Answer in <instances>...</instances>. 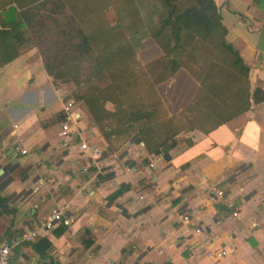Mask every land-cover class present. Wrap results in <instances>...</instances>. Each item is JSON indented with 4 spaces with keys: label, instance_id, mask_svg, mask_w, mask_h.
I'll return each mask as SVG.
<instances>
[{
    "label": "crops",
    "instance_id": "crops-1",
    "mask_svg": "<svg viewBox=\"0 0 264 264\" xmlns=\"http://www.w3.org/2000/svg\"><path fill=\"white\" fill-rule=\"evenodd\" d=\"M213 1L225 41L249 67L248 91L264 90V0ZM8 7L19 12L16 0H0V28ZM141 44L142 55L160 54L154 41ZM180 72L152 91L166 117L195 97L196 82ZM67 85L48 75L36 48L0 67V246H14L10 264H214L202 251L208 241L224 248L222 264H264V102L205 132L154 120L155 144L168 143L157 154L136 134L113 148L83 104L81 137L100 151L93 166L77 141L65 148L59 136ZM56 208L72 225L42 229ZM27 230L39 236L21 242Z\"/></svg>",
    "mask_w": 264,
    "mask_h": 264
},
{
    "label": "trees",
    "instance_id": "trees-1",
    "mask_svg": "<svg viewBox=\"0 0 264 264\" xmlns=\"http://www.w3.org/2000/svg\"><path fill=\"white\" fill-rule=\"evenodd\" d=\"M16 1L19 12L13 7H8L4 11L6 19L2 21L0 28V67L13 62L24 51L36 48L48 75L54 81L73 84L75 88L71 94L66 95V100L86 105L93 125L98 128L106 141L136 134L145 143L147 151L156 154L159 153L160 147L164 148L168 145L166 139L156 144L154 142L157 134L154 131L155 127L150 125V122L155 120L154 109L142 110L135 106L125 108L117 100L113 90L105 91L111 89L107 78V67L111 61L108 57L118 58L124 51V46L112 49L109 45L106 47L108 51L101 54L103 58H95L91 55V43L97 35L87 34L62 0H30L26 5ZM151 1L158 10V27L151 37L161 49L164 43L170 40L172 42L164 55L181 53L189 47V44L197 41L214 43V46L232 58L229 63L232 69V73L228 76L230 81L244 82L240 90L230 93V97H225L221 91H218L222 90L220 85H216L217 90L211 91L215 96L212 102L220 100L226 104L224 103L223 108H217L210 101L214 107L206 105L207 110H200L195 118L201 123L196 126L204 132L212 130L233 117L245 113L251 105L264 102V90L256 87L248 91L246 76L249 67L225 41L227 31L213 0ZM178 55L180 54L177 53ZM179 58L175 56L168 59L170 64L167 77L183 69ZM161 81L162 79H159L158 82ZM194 81L197 88L195 97L187 108L189 112L196 111L197 107L206 101L201 93L203 82H199L196 78ZM107 103H112L114 109H107ZM188 123L189 127L195 125L192 119ZM122 191L120 190L119 193Z\"/></svg>",
    "mask_w": 264,
    "mask_h": 264
},
{
    "label": "rangeland",
    "instance_id": "rangeland-1",
    "mask_svg": "<svg viewBox=\"0 0 264 264\" xmlns=\"http://www.w3.org/2000/svg\"><path fill=\"white\" fill-rule=\"evenodd\" d=\"M62 1L71 15L75 16L77 22L84 27L87 34L97 35L94 42L91 43L92 56L103 58L101 54L106 51V47L109 45L112 49L124 46V51L119 54L118 58L108 57L111 58V61L107 67V78H109V87L111 89H106L105 91L113 90V93L117 95V100L125 108L135 106L142 110L154 109L156 111V123L162 124L170 120L171 125L178 129L182 128V126L189 127L190 124L188 122L192 119L195 125H199L201 122L196 119V116L199 115L200 110H207V108L205 109L206 105L212 107L215 105L217 108H223L224 106L225 102H220V100L212 102L215 96L211 91H214L213 89L217 90L215 88L216 85H220L222 90L218 91H221L225 97H230L231 92L240 90L243 86V81H230L228 76L232 73V69L229 63L232 58H229V55L211 42L201 43L197 41L189 44V47H186L181 53L176 52L164 55L165 51H168L172 45L170 40L164 43L162 49L159 47L160 54L147 53V51V54L142 55L139 53L142 49L141 41L146 43L154 41L151 34L158 27V15L155 12L154 3L149 4L145 0ZM139 10H143L146 15L140 14ZM177 53L180 55L177 56ZM175 56L180 57L179 62L183 68V72L178 75L181 76V74L185 73L191 78L198 79L199 82L202 81L201 93L203 98H206V101L200 104L201 106H198L196 111L189 112L185 110L172 117H166V112L162 111L160 100L152 91L167 90L163 82L168 79L167 74L169 73L170 64L168 59ZM126 62L128 63L126 64ZM159 79H162V81L158 82ZM177 81L178 84L176 86H180L183 83L180 77ZM67 84L65 91L66 95H69L75 87L70 82ZM159 85L163 86L157 88ZM82 105L83 103H77V107ZM106 107L109 110L114 109L112 103H107ZM154 125L156 124L154 123ZM157 128L159 127H156L154 131H157ZM111 140L114 142L112 144L113 148L121 146L119 144L120 140L116 138H111Z\"/></svg>",
    "mask_w": 264,
    "mask_h": 264
},
{
    "label": "built area",
    "instance_id": "built-area-1",
    "mask_svg": "<svg viewBox=\"0 0 264 264\" xmlns=\"http://www.w3.org/2000/svg\"><path fill=\"white\" fill-rule=\"evenodd\" d=\"M65 117L64 121L61 123L59 136L64 140L63 146L65 148H71V145L74 141L78 142V149L82 153H87V157L90 160L91 165H95V160L100 156V151L90 145L87 140L81 137V130L78 126L79 123V113L77 112V104L73 100L66 102L65 107ZM22 154H27L26 150H22ZM87 170V168H86ZM44 184V180L39 182V185L34 189V192L38 191L39 187ZM217 196H223V192L219 191ZM236 213H232V216L235 217ZM179 217L183 221H187L188 217L185 214H181ZM73 223V220L68 215L64 209H52L45 221L41 224L42 229L52 230L56 225H64L70 227ZM185 237L190 234L189 229H185ZM196 232H199L197 229ZM39 236L37 230H27L21 234V242H32L36 237ZM14 246L8 243L0 246V264H10L9 259L12 253ZM202 251L205 257L210 258L214 264H222L221 261L225 258L226 252L223 247H212V243H203Z\"/></svg>",
    "mask_w": 264,
    "mask_h": 264
},
{
    "label": "water",
    "instance_id": "water-1",
    "mask_svg": "<svg viewBox=\"0 0 264 264\" xmlns=\"http://www.w3.org/2000/svg\"><path fill=\"white\" fill-rule=\"evenodd\" d=\"M127 144H129V142Z\"/></svg>",
    "mask_w": 264,
    "mask_h": 264
}]
</instances>
